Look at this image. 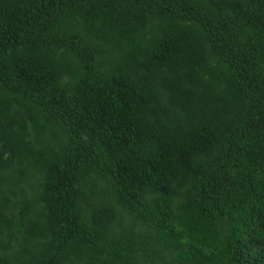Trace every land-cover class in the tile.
<instances>
[{"label": "trees", "instance_id": "trees-1", "mask_svg": "<svg viewBox=\"0 0 264 264\" xmlns=\"http://www.w3.org/2000/svg\"><path fill=\"white\" fill-rule=\"evenodd\" d=\"M0 264H264V0H0Z\"/></svg>", "mask_w": 264, "mask_h": 264}]
</instances>
